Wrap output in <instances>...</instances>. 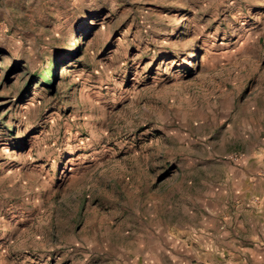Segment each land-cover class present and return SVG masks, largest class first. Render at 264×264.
Listing matches in <instances>:
<instances>
[{"label": "rangeland", "instance_id": "obj_1", "mask_svg": "<svg viewBox=\"0 0 264 264\" xmlns=\"http://www.w3.org/2000/svg\"><path fill=\"white\" fill-rule=\"evenodd\" d=\"M246 174L264 0H0V264H169Z\"/></svg>", "mask_w": 264, "mask_h": 264}, {"label": "crops", "instance_id": "obj_2", "mask_svg": "<svg viewBox=\"0 0 264 264\" xmlns=\"http://www.w3.org/2000/svg\"><path fill=\"white\" fill-rule=\"evenodd\" d=\"M248 178L247 174L243 175L240 181L231 183V187L221 188V195L234 194L245 201L235 207L234 217L219 219L227 217L226 205L220 204L209 210L213 217L204 215L201 225L181 230L169 264H264L263 185L258 186ZM255 196V200H262L260 206L253 201ZM244 207H247L245 216L249 218L245 222L239 219ZM258 212L261 213L256 216Z\"/></svg>", "mask_w": 264, "mask_h": 264}]
</instances>
